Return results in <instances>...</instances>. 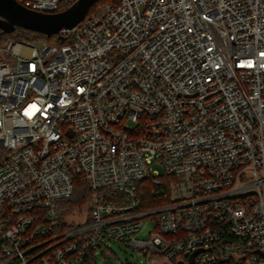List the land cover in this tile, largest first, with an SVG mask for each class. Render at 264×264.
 <instances>
[{"label":"built area","instance_id":"obj_1","mask_svg":"<svg viewBox=\"0 0 264 264\" xmlns=\"http://www.w3.org/2000/svg\"><path fill=\"white\" fill-rule=\"evenodd\" d=\"M56 36L0 37V264H264V0H108Z\"/></svg>","mask_w":264,"mask_h":264},{"label":"water","instance_id":"obj_2","mask_svg":"<svg viewBox=\"0 0 264 264\" xmlns=\"http://www.w3.org/2000/svg\"><path fill=\"white\" fill-rule=\"evenodd\" d=\"M97 1L76 0L61 12L40 13L25 9L15 0H0V28L3 32L20 28L50 37L62 28H71L78 24Z\"/></svg>","mask_w":264,"mask_h":264},{"label":"trees","instance_id":"obj_3","mask_svg":"<svg viewBox=\"0 0 264 264\" xmlns=\"http://www.w3.org/2000/svg\"><path fill=\"white\" fill-rule=\"evenodd\" d=\"M108 0H98L87 12V14H99L101 12V10L104 8V6L107 4ZM72 3H68V4H63L60 5L58 7V9L55 11V13L57 12H61L65 9H67L68 7H70ZM0 37L3 41H15V42H21V43H28L31 41V39L34 38H39V37H45L47 39L48 42L54 44V43H58L60 44V40L58 39H54L53 36L50 37H46L43 36L41 34L38 33H34V32H30V31H26L20 28H14L11 32H3L2 29L0 28ZM56 40L58 42H56ZM47 44V43H45ZM150 186L148 184V182L140 185L139 187V192H140V200H141V206L142 207H148L150 205H158L159 201L156 199H151L150 194H152L150 192ZM89 197V192H88V188L86 186L85 183H82L80 181H78L75 184V188H74V192L72 194V196L61 203V209L62 211H64L66 208H71V211L74 210H78V209H83L86 208V203Z\"/></svg>","mask_w":264,"mask_h":264},{"label":"rangeland","instance_id":"obj_4","mask_svg":"<svg viewBox=\"0 0 264 264\" xmlns=\"http://www.w3.org/2000/svg\"><path fill=\"white\" fill-rule=\"evenodd\" d=\"M5 24L7 27V23ZM52 36L54 39H58L56 35ZM56 42L58 41L56 40ZM28 43H33L36 48H40L44 43H47L48 45H59L58 43L52 44L48 42L45 37L31 39ZM70 210L71 208H66L62 213H68ZM153 227L152 220L149 218L143 219L141 229L136 235V238L144 239L148 237ZM126 242L127 241L121 242L118 240L107 241L105 247L98 249L97 264H146L144 258L138 256L129 246L126 245ZM101 251L103 252L102 254L100 253Z\"/></svg>","mask_w":264,"mask_h":264}]
</instances>
